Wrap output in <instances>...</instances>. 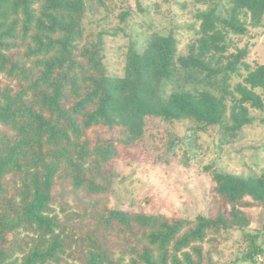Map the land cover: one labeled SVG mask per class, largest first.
I'll return each mask as SVG.
<instances>
[{"label": "trees", "instance_id": "16d2710c", "mask_svg": "<svg viewBox=\"0 0 264 264\" xmlns=\"http://www.w3.org/2000/svg\"><path fill=\"white\" fill-rule=\"evenodd\" d=\"M210 2L194 13L186 54L171 31H153L128 43L122 74L108 75L103 34L117 31H95L88 18L103 0H0V264H221L210 251L231 231L244 245L236 261L264 264V220L263 232L246 230L255 209L264 217V170L212 168L206 215L106 200L122 153L152 163L174 155V122L217 126L222 146L253 123L249 108L264 109V63L249 65L246 45L227 42L264 27V0ZM232 75L241 80L231 90ZM58 183L68 189L56 193ZM67 192L81 209L65 207Z\"/></svg>", "mask_w": 264, "mask_h": 264}, {"label": "rangeland", "instance_id": "374dc122", "mask_svg": "<svg viewBox=\"0 0 264 264\" xmlns=\"http://www.w3.org/2000/svg\"><path fill=\"white\" fill-rule=\"evenodd\" d=\"M103 3L104 7L88 18L96 20L95 31H117L115 34H103V63L108 75L122 74L128 43L141 40L153 31H171L176 39L177 54H186L200 23L194 13L211 4L210 0L206 4L195 0H103ZM123 10L128 14L121 21L119 15ZM227 39L228 51L246 45L245 61L249 65L264 63V27L247 26L244 34H229ZM240 80V76L232 75L230 89ZM210 90L219 93L215 88ZM249 112L254 117L253 123L222 146V132L217 126L202 132L192 122L182 120L170 125L179 142L174 155H167L168 161H139L131 152L123 154L121 151L123 158L120 157L113 168L112 187L106 194L108 205L176 217L206 215L212 168L242 176L264 170V109L249 108ZM160 126L152 131L160 132ZM66 187L58 183L56 193L68 189ZM65 202L68 210L75 212L82 208L70 192H67ZM263 220L262 209H255L246 230L261 232ZM225 235L226 238L220 237L216 248L211 249L212 260L221 264H244V261H236L244 247L240 231L226 232ZM259 241L264 248V236ZM211 247L210 243L205 244V248Z\"/></svg>", "mask_w": 264, "mask_h": 264}]
</instances>
